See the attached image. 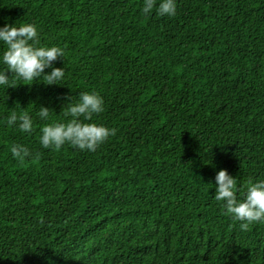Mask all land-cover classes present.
I'll use <instances>...</instances> for the list:
<instances>
[{
	"label": "trees",
	"instance_id": "trees-1",
	"mask_svg": "<svg viewBox=\"0 0 264 264\" xmlns=\"http://www.w3.org/2000/svg\"><path fill=\"white\" fill-rule=\"evenodd\" d=\"M142 3L0 0V26L36 25L66 71L0 88V121L35 125L0 126V264H264V222L242 230L214 185L226 169L242 198L264 181V0H177L174 17ZM82 92L103 97L90 122L116 135L45 149L41 127Z\"/></svg>",
	"mask_w": 264,
	"mask_h": 264
},
{
	"label": "clouds",
	"instance_id": "clouds-1",
	"mask_svg": "<svg viewBox=\"0 0 264 264\" xmlns=\"http://www.w3.org/2000/svg\"><path fill=\"white\" fill-rule=\"evenodd\" d=\"M177 0H143L142 14L150 16L155 12L160 17H174L177 14ZM0 44L4 51L0 53V88L14 87L15 81H24L25 85L46 80L47 85H56L66 76L64 68L53 66V61L65 58V51L58 46H40L38 27L31 23L17 26L5 22L0 26ZM52 68L50 73L45 70ZM9 73L12 74L11 78ZM105 101L97 92H82L79 99L68 103L62 112L65 121L45 124L40 129V143L45 148L60 149L71 144L81 151H97L109 137L116 135V129L103 123L90 122L94 117L105 111ZM48 107L39 108L38 117L42 121L51 120ZM7 125L21 133L31 134L34 120L26 111L17 114L13 111L0 126ZM12 156L23 162L30 156L29 149L23 144L11 146ZM215 200L223 202V208L235 221L240 222L242 230L249 225L264 222V181L250 183L247 191L238 198L237 178L225 170H220L215 177Z\"/></svg>",
	"mask_w": 264,
	"mask_h": 264
}]
</instances>
